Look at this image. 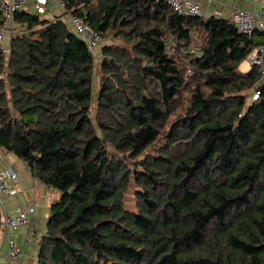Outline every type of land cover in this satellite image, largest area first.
Instances as JSON below:
<instances>
[{
  "label": "trees",
  "instance_id": "obj_1",
  "mask_svg": "<svg viewBox=\"0 0 264 264\" xmlns=\"http://www.w3.org/2000/svg\"><path fill=\"white\" fill-rule=\"evenodd\" d=\"M63 1L109 40L98 64L64 17L26 10L0 54V147L59 193L36 264H264V80L239 69L264 32Z\"/></svg>",
  "mask_w": 264,
  "mask_h": 264
},
{
  "label": "built area",
  "instance_id": "obj_2",
  "mask_svg": "<svg viewBox=\"0 0 264 264\" xmlns=\"http://www.w3.org/2000/svg\"><path fill=\"white\" fill-rule=\"evenodd\" d=\"M173 11L179 14L190 15L194 17L203 16L200 5L194 0H163ZM259 1V0H254ZM49 3L63 10L61 16H54L52 21L64 17L68 27L77 36L81 37L87 45L92 57L98 47L103 44L102 36L91 27L82 17L69 13L63 0H0V54L3 56L4 63L10 58V39L20 32L17 29L14 16L17 12L26 10L39 16L46 14ZM233 24L241 33L251 38L256 28L264 32V4L257 11L239 9L232 20ZM247 61L252 65H260L262 76H264V40L253 47L247 56ZM1 77V76H0ZM6 82V80H4ZM259 91L253 92V99L257 98ZM19 181V175L13 167H3L0 165V206L4 207V199L16 194V186ZM34 212L32 205L16 206L13 214H5L4 223L6 225V259L7 264H18L22 250L14 233L21 226H29L31 223L30 215Z\"/></svg>",
  "mask_w": 264,
  "mask_h": 264
},
{
  "label": "crops",
  "instance_id": "obj_3",
  "mask_svg": "<svg viewBox=\"0 0 264 264\" xmlns=\"http://www.w3.org/2000/svg\"><path fill=\"white\" fill-rule=\"evenodd\" d=\"M32 1V0H30ZM202 10L203 17L215 16L228 21L233 20L234 15L239 9L250 11L259 10L264 4V0H194ZM48 13L52 17L50 19L46 14L41 15L52 21L54 16H61L63 10L49 3ZM255 40L264 39V34L257 32L254 35ZM100 48V47H99ZM98 48V50H99ZM246 63V66H243ZM251 64L247 59L243 60L239 69L243 72L248 71ZM264 80V76H263ZM0 165L3 167H13L19 175V181L16 186V194L4 199V207L0 206V215L2 221L5 214H13L16 206L32 205L34 212L30 215L31 223L29 226H21L15 233L14 237L21 247L22 254L18 264H36L38 256L39 240L46 228V220L49 214V206L58 198L59 193L45 184L38 181L35 176L29 171L25 162L17 157L12 152H9L0 147ZM44 219L45 224L42 223ZM1 225V224H0ZM5 225V223H4ZM6 225L2 236H0V264H7L6 259Z\"/></svg>",
  "mask_w": 264,
  "mask_h": 264
},
{
  "label": "rangeland",
  "instance_id": "obj_4",
  "mask_svg": "<svg viewBox=\"0 0 264 264\" xmlns=\"http://www.w3.org/2000/svg\"><path fill=\"white\" fill-rule=\"evenodd\" d=\"M48 13V12H47ZM46 16H48V18L50 19V17H52L50 14H46ZM18 31H20V28L17 26ZM109 40H105L103 39V44L105 42H107ZM102 46V45H101ZM100 46V47H101ZM99 48V47H98ZM96 50L95 52V56L93 57V60H95V64H98L99 60H100V48L99 50ZM98 83H99V76H98V72L94 71V84H93V92L94 95L96 94L97 88H98ZM133 190L134 188L131 186L129 191L126 193V197H125V205L128 209H133ZM42 223L45 224L44 219H42ZM0 236H2L3 231H4V217L2 215V221L0 222Z\"/></svg>",
  "mask_w": 264,
  "mask_h": 264
},
{
  "label": "water",
  "instance_id": "obj_5",
  "mask_svg": "<svg viewBox=\"0 0 264 264\" xmlns=\"http://www.w3.org/2000/svg\"><path fill=\"white\" fill-rule=\"evenodd\" d=\"M68 49V42H65L63 52H62V58L65 56ZM0 222H1V215H0Z\"/></svg>",
  "mask_w": 264,
  "mask_h": 264
},
{
  "label": "bare ground",
  "instance_id": "obj_6",
  "mask_svg": "<svg viewBox=\"0 0 264 264\" xmlns=\"http://www.w3.org/2000/svg\"><path fill=\"white\" fill-rule=\"evenodd\" d=\"M243 66H246V63H243L242 68H244Z\"/></svg>",
  "mask_w": 264,
  "mask_h": 264
}]
</instances>
